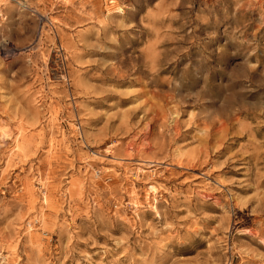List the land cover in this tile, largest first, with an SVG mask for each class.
Masks as SVG:
<instances>
[{
	"label": "rangeland",
	"instance_id": "374dc122",
	"mask_svg": "<svg viewBox=\"0 0 264 264\" xmlns=\"http://www.w3.org/2000/svg\"><path fill=\"white\" fill-rule=\"evenodd\" d=\"M0 264H264V0H0Z\"/></svg>",
	"mask_w": 264,
	"mask_h": 264
}]
</instances>
